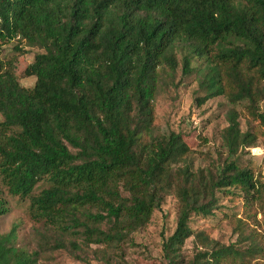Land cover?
<instances>
[{
  "label": "trees",
  "instance_id": "trees-1",
  "mask_svg": "<svg viewBox=\"0 0 264 264\" xmlns=\"http://www.w3.org/2000/svg\"><path fill=\"white\" fill-rule=\"evenodd\" d=\"M15 39L42 51L22 72L35 77L32 87L0 59V216L9 212L4 187L75 250L114 249L173 195L167 264L264 259V236L240 218L227 245L189 225L193 214L214 216L220 195L242 198L247 210L264 204V182L236 159L264 138V0H0V57ZM183 47L184 72L193 59L203 64L199 104L218 95L246 101L262 128L242 130L231 109L221 134L227 158L216 171L193 170L182 135L154 130L160 70L175 71ZM192 236L201 249L187 258ZM15 241V228L0 235V264H36L38 252Z\"/></svg>",
  "mask_w": 264,
  "mask_h": 264
},
{
  "label": "rangeland",
  "instance_id": "rangeland-1",
  "mask_svg": "<svg viewBox=\"0 0 264 264\" xmlns=\"http://www.w3.org/2000/svg\"><path fill=\"white\" fill-rule=\"evenodd\" d=\"M19 43L22 50L14 48ZM42 50L29 46L19 39L3 45L1 65L3 69L13 70L20 77L19 82L24 87H32L34 76H22L25 67L31 63L33 56ZM188 54V48L176 50L177 67L170 71L167 67L160 70L158 88L154 99L155 133H180L191 148L187 161L193 170L210 168L219 169L227 154L222 148L221 134L227 126V113L235 109L242 130L256 127L257 122L245 109L246 101L233 104L223 96L218 95L200 103L205 92L200 85L201 74L197 72L200 62L191 61V71H183L182 56ZM264 110V100L259 103ZM264 138H259L254 146L242 148L236 156L237 161L250 167L255 176L264 182ZM232 159L234 157H231ZM47 186L45 180L40 181L34 192L38 193ZM4 198L9 212L0 216V235L16 231L15 245L29 252L37 251L36 264H167L162 244L176 226L177 200L173 195H167L160 209L154 210L148 224L132 233L130 238L114 249L104 248L97 244L82 246L75 250L68 244V238H59L47 230L41 223L35 222L29 216V200H22L10 195L6 189ZM214 216L203 217L193 214L189 225L192 230H203L210 237L222 244L236 240L235 225L237 219L243 220L250 228L264 236V204L247 210L242 198L236 195H220L218 208ZM62 246H58V245ZM201 249V244L194 237L187 239L184 246L185 257H193ZM110 262V263H109ZM259 264H264L260 259Z\"/></svg>",
  "mask_w": 264,
  "mask_h": 264
}]
</instances>
